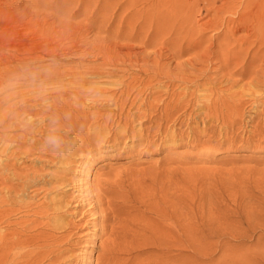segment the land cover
<instances>
[{"label":"rangeland","instance_id":"1","mask_svg":"<svg viewBox=\"0 0 264 264\" xmlns=\"http://www.w3.org/2000/svg\"><path fill=\"white\" fill-rule=\"evenodd\" d=\"M160 2L0 0V77L10 65L25 75L30 67L22 66L21 61H32L46 44L51 48L52 41L59 53L66 52L60 57L62 65L71 63L67 61L70 57L80 58V64L91 62L89 45L95 47L99 42H103L107 58L133 59L136 54L138 59L146 58L145 64L140 61L134 67L106 66L114 75L125 74L128 81L132 75L137 79L133 93L126 89L119 97L122 109L86 102L81 115L67 116L64 107L59 108L65 106L64 96H59L58 106L52 99L62 89L52 88L49 82L28 81L20 75L0 86V99L6 97L0 103V121L8 120L0 123V264H264V96L256 99L259 115L248 121V111L252 113L254 108H250L248 98L252 96L242 84L251 80V74L240 79L228 71V65L236 64L230 60L224 66L221 53L220 58L210 60L198 56L204 51L202 45H213L223 37L217 39L220 29L207 26L209 18L213 19L212 10L202 8L192 15L197 18L193 24L197 32L188 29L190 34L184 38L199 43L198 47L194 43L191 50L180 49L182 55H173L169 28L178 27L174 11L184 7L175 9L170 0L163 6ZM168 5L173 6L169 16L157 20L158 10L163 12ZM159 22L169 24L162 28ZM237 32L240 36L229 37L231 46L240 45L247 33ZM215 47L212 51L219 52ZM69 48L78 53L70 55ZM137 58L130 60L132 65ZM154 58H160L161 68L156 67L157 62L153 64ZM191 58L194 66H187L191 82L202 84L211 79L214 91H229L232 85L222 81L221 74L240 79L229 95L232 100L248 101L243 122L231 123L230 110L223 107L225 112L219 117L225 116L227 121L207 119L199 112L201 108L194 103L204 94L192 83L182 84L177 74L182 68L177 61ZM49 59L39 58L35 64ZM110 87L119 89L117 92L122 88L118 84ZM233 89L240 96H234ZM28 109L37 113L30 117ZM103 110L108 118L92 117L94 111ZM82 112L90 115L88 121H81ZM53 119L62 140L58 150L45 143ZM154 231L158 232L156 239ZM165 251L170 252L169 257Z\"/></svg>","mask_w":264,"mask_h":264},{"label":"bare ground","instance_id":"2","mask_svg":"<svg viewBox=\"0 0 264 264\" xmlns=\"http://www.w3.org/2000/svg\"><path fill=\"white\" fill-rule=\"evenodd\" d=\"M158 1V0H157ZM169 1V0H168ZM170 1H173L174 3V8L175 6H181V7H184L183 10L181 11H174V20L177 24L178 27H174L173 25H170V26H173L174 27V31L172 29L169 28V31H171V33H173V40L171 41L173 44H171V46L173 45V55H178L180 49H182V51H184L183 49L186 48H190L195 42H192L194 40H187V38L185 39L184 37H186L187 35L189 36V30H194V25H195V19L194 17H192L193 13L194 15H196L197 11L200 12V9H204V11H210L212 10L213 11V16H211L213 19L209 18V28L215 26L217 27L218 29H220V32L217 34L216 38L218 39L220 35H222L223 37L218 39V42L215 43V42H212L213 45H209L207 44V46H201L202 48H204V51L203 49H201L200 52L201 54L198 55V56H201L202 58H204L205 60H210V58L213 56L215 58H220V53L222 54L223 58H224V63L223 65L225 66L226 63H229L230 60L231 62H235V66L230 68L229 65H228V71L232 72V73H235L236 75L240 76L239 78L242 79L247 73L251 74L250 76H247L248 79L250 77V81L246 82V83H243L242 84V87L245 88L246 90H248V93L249 95L251 94L252 97H249V106L250 108H254V110L251 111L249 110L248 112V116L249 119H247L248 121H254L252 120L254 117L257 116V114L259 113L257 110V107L259 105V103L257 104L256 103V99L258 98V96H264V0H170ZM118 2V1H117ZM135 2V1H134ZM166 2L167 0H161L160 2V5L163 6V5H166ZM159 3V2H158ZM168 3V2H167ZM120 5V4H119ZM158 5V4H157ZM165 7V6H164ZM167 7V8H166ZM166 10H164L162 12L161 9L158 10L159 12V16L157 18L160 19L161 16H166V14H168L169 16V13L168 12H171L172 9L170 7L173 8V6L171 5H168L166 6ZM176 9V8H175ZM114 10V9H113ZM196 13V14H195ZM114 14V13H113ZM199 14V13H198ZM194 18V19H193ZM211 19V20H210ZM150 21L153 20V18H150L149 19ZM171 20H169L170 22ZM145 23V22H144ZM161 24V27L164 28V26L167 25L168 22H165V25L164 23L162 24L161 22H159ZM172 23V22H171ZM146 25H151L152 22L150 23H145ZM169 24V23H168ZM174 24V23H173ZM194 24V25H193ZM197 24V23H196ZM205 24V23H204ZM146 25H142L143 27L146 26ZM164 25V26H163ZM175 25V26H176ZM206 25V24H205ZM211 25V27H210ZM140 28V27H139ZM142 28V27H141ZM158 28V27H157ZM184 29L181 30V29ZM214 28V27H213ZM189 29V30H188ZM197 29V28H196ZM215 29V28H214ZM139 30V29H138ZM137 30V31H138ZM198 30V29H197ZM200 30V29H199ZM203 30V29H202ZM202 30H200L201 32H203ZM241 30H245L246 34L244 36H242L243 38L241 39L242 42L240 45H235V46H231L230 45V42H229V37L230 36H240L238 35L239 33L237 31H241ZM181 31L184 33V35H180L181 34ZM196 31V30H195ZM36 32V31H35ZM192 32V31H191ZM197 32V31H196ZM238 34H237V33ZM46 33V32H45ZM236 33V34H235ZM44 34V33H43ZM137 34V33H136ZM193 34V33H192ZM197 34V33H196ZM195 34V35H196ZM204 34V33H203ZM235 34V35H234ZM244 34V33H243ZM119 35V34H118ZM171 35V36H172ZM202 35V34H201ZM192 36V35H190ZM198 36V35H197ZM196 37V36H195ZM194 37V38H195ZM202 37V36H201ZM212 37V36H211ZM210 37V38H211ZM221 37V36H220ZM190 38H193V37H190ZM199 36H198V39L195 38V40H199ZM129 39V38H127ZM212 39V38H211ZM209 39V40H211ZM55 40V39H54ZM148 40V39H147ZM208 40V39H207ZM240 40V38H239ZM50 41V40H49ZM59 41V40H57ZM145 41V40H144ZM187 41L188 42V45L186 44V46L184 47V43H187L185 42ZM200 41V40H199ZM197 41V43L199 42ZM214 41V40H213ZM146 42V41H145ZM179 42V43H178ZM207 42V41H206ZM205 42V44H206ZM235 42V41H234ZM240 42V41H239ZM59 43V42H58ZM85 43V42H84ZM107 43V42H106ZM178 43V46L177 48L175 47V44ZM209 43V42H208ZM211 43V42H210ZM236 43V42H235ZM234 43V44H235ZM49 44V43H48ZM105 44V43H104ZM145 44V43H143ZM199 44V43H198ZM197 44V45H198ZM237 44V43H236ZM246 44V45H244ZM47 45V44H46ZM45 45V46H46ZM51 45L52 47H43L41 50V52H38L37 54H34L33 57H31L32 61H21V64L22 66H28L30 68H28L29 71L26 72L25 75H23V73L18 70V68L15 70V67H13L12 65H10V68H7L5 71L6 73H4L5 75H3L2 77H0V86L6 84L7 80L9 81L10 80H13L15 78H18L19 79V76L20 75H23L25 76V78H28V81L29 79H32V78H35L36 79H40L42 80L43 82H49L52 84V88H58L57 90H60L61 91H58L56 95H54L52 97V99L55 101V104L56 102H58V104H60V98L59 96H64L65 100H63L64 102V105L65 106H61L60 104V107L61 108L60 110H62V107L63 110L65 111V113H67V116L68 114L71 116L72 114L74 115H78L77 112H79V114L81 115V110H82V107L85 105L86 106V102H88V104H91L92 105H97L98 102H100L101 104H104L106 106H110V105H115L117 106L118 105V101H119V97L122 96L124 94V91L126 90L127 93L131 92L133 93L132 89L134 88L133 87V83H134V80H137L134 78V76L132 75L131 79L128 81L127 78H126V75L125 74H120V75H114L112 71L108 70V68H106V66H109V65H112L113 67L114 66H117V65H129V66H136L138 63H140V61L145 64L146 63V58L145 59H138L137 58V55L134 56V58H137V61L135 59V63L132 65V61H130L132 58L130 57V54L128 55L129 58L131 59H124L122 58L123 60H119V58H116V57H112L111 58H107L108 57V54H107V50L104 48L103 46V42H99L97 44H95V47L94 45H89L88 43H86V45H89L90 46V49H91V62L89 63H84V64H80V58L77 60L75 58H69L67 59V61L71 62L69 64H65V65H62L61 64V61L63 60V58H60L61 55H64L63 53H66L65 51H62V52H58V48L57 47V44H55V41H52L51 42ZM128 45V44H127ZM196 45V43L194 44ZM196 45V46H197ZM214 45H217L219 47V52L218 51H212L215 47ZM244 45V46H243ZM15 46V45H14ZM27 46V45H25ZM24 46V47H25ZM216 46V47H217ZM2 47V45H1ZM88 47V46H87ZM193 47V46H192ZM198 47V46H197ZM215 47V49H216ZM218 47L216 50H218ZM3 48V47H2ZM71 48V47H70ZM68 49L66 50L67 53H70V55L72 54H77L78 51H75V50H72V49ZM213 48V49H212ZM1 49V48H0ZM6 49V48H5ZM31 49V47H30ZM86 49V48H85ZM92 49H95V52L94 50ZM194 49V48H192ZM11 50V49H9ZM14 50V49H13ZM45 50V51H44ZM191 50V48H190ZM197 50V49H196ZM16 51V50H15ZM30 50H28L29 52ZM60 51V50H59ZM109 51V50H108ZM181 51V52H182ZM181 52L179 54H181ZM34 53V52H33ZM81 53V52H80ZM89 53V52H88ZM110 53V52H109ZM130 53V52H129ZM132 53V52H131ZM135 53V51L133 52ZM138 53V52H137ZM171 53V52H170ZM187 53H189L187 51ZM216 53V54H214ZM218 53V54H217ZM1 54V52H0ZM7 54V53H5ZM14 54V53H13ZM19 54V53H18ZM23 54V53H22ZM82 54V53H81ZM161 54V53H160ZM184 54V53H183ZM212 54V55H211ZM21 55V54H20ZM33 55V54H32ZM163 55V54H162ZM182 55V54H181ZM2 56V55H1ZM6 56V55H5ZM147 56V55H146ZM160 56V55H159ZM172 56V54H171ZM180 56V55H179ZM12 57H16L15 56H12ZM25 57H30V56H25ZM25 57H22V58H25ZM173 57V56H172ZM201 57H197L196 58H199L201 59ZM2 58V57H1ZM11 58V57H10ZM9 58V59H10ZM21 58V59H22ZM39 58H51L49 59L50 61L44 63V64H41V65H37L35 63H38V59ZM83 58V57H82ZM81 58V60H82ZM133 58V59H134ZM175 58V57H173ZM178 58V57H177ZM195 58V56L193 57V59ZM250 58V59H249ZM132 59V60H133ZM155 60H153V64L155 62L156 63V67L157 68H161V66H159V59L160 58H154ZM192 58L191 59H186L185 61H182V63H176L177 66H179L181 68V65H182V68L179 72H177L178 76L180 77L179 80L180 82H182V84H186V86H188L190 83H192L194 86H195V89L196 90H200L199 92H201V94H204V98H201V99H198L196 97V100L198 102L194 103L198 108H201L199 110V112H201L202 114H204L207 118V116L209 117H216L217 118H220L219 117V114H221L223 112V110L226 108L227 110H230V112H228V118L230 119L231 123L235 124L237 122L241 123L243 122L244 119H242L243 115H244V105H246V102L248 101H244L243 99H239L236 101V100H232L231 98V95H229V92H231V88H233V86L236 85L237 87V83L240 82L237 78V76L235 78L237 79H232L230 80L232 77H229L228 75H225V76H222L224 74H221V77L219 78H223L220 79L222 81H226V82H229L232 86L230 88L229 91H223V90H219V91H214V86H215V83L210 80L208 81H205L204 83L202 84H199L197 82H191L189 79H188V73H187V66H190V64L193 65V63L190 61V60H193ZM196 60V59H195ZM194 60V61H195ZM213 60V59H211ZM9 61V60H8ZM7 61V62H8ZM193 61V62H194ZM29 62V63H27ZM40 62V61H39ZM161 62V61H160ZM176 62V60H175ZM201 63V61H198ZM202 62H204L202 60ZM222 62V61H221ZM221 62L219 64H221ZM18 63V62H17ZM66 63V62H65ZM137 63V64H136ZM197 63V61H196ZM212 63V62H211ZM175 64V63H174ZM206 64V63H205ZM208 64V63H207ZM231 64V63H230ZM234 64V63H233ZM199 66V63L196 64ZM211 65V64H210ZM227 65V64H226ZM256 65V66H254ZM32 66V67H31ZM138 66V65H137ZM144 66V65H143ZM208 66V65H207ZM252 66H254L252 68ZM13 67V68H12ZM18 67V66H17ZM21 67V66H20ZM142 67V66H141ZM139 68L137 70H140L142 68ZM201 67V65H200ZM219 67V66H218ZM221 67V66H220ZM111 68V67H110ZM119 68V67H118ZM117 68V69H118ZM138 68V67H137ZM145 68V67H144ZM151 68V67H150ZM156 68V69H157ZM163 68V67H162ZM223 69V67H221ZM155 69V67L153 68ZM220 69V68H219ZM18 70V71H17ZM27 70V69H26ZM129 70V69H128ZM146 71V74H147V70L146 68L144 69ZM177 70V69H176ZM179 70V69H178ZM177 70V71H178ZM192 70H193V67H192ZM225 70V69H223ZM114 71V70H113ZM141 71V70H140ZM143 71V70H142ZM167 71V70H166ZM190 71V70H189ZM218 71V70H217ZM226 71V70H225ZM129 72V71H128ZM25 73V72H24ZM133 73V72H132ZM141 73V72H140ZM161 73H164V74H167V72H164V71H161ZM171 73V71H170ZM200 73H201V70H200ZM204 73V72H202ZM227 73V72H225ZM143 74V73H142ZM159 74V73H158ZM169 74V73H168ZM167 74V75H168ZM139 75V74H138ZM144 75V74H143ZM22 76V77H23ZM130 76V75H129ZM128 76V77H129ZM145 76V75H144ZM170 76V75H169ZM177 76V77H178ZM220 76V75H219ZM111 77H114V79H111ZM139 77V76H138ZM151 77V76H150ZM166 77V76H165ZM12 78V79H11ZM137 78V77H136ZM145 78V77H144ZM176 78V76H175ZM174 78V79H175ZM191 78V76H190ZM194 78V76L192 77V79ZM215 78V77H214ZM218 78V77H217ZM215 78V79H217ZM141 78H139L138 80H140ZM154 79V78H153ZM173 79V80H174ZM177 79V78H176ZM206 79V78H205ZM203 79V80H205ZM214 79V80H215ZM143 80V79H142ZM145 80V79H144ZM157 80V78H156ZM172 80V81H173ZM220 80H216L217 82H220ZM244 80V79H243ZM242 80V81H243ZM169 81V80H167ZM221 81V82H222ZM164 82V80H163ZM178 82V83H180ZM216 82V83H217ZM220 82V83H221ZM138 83V82H137ZM140 83V82H139ZM177 83V82H176ZM91 84H96L98 85L97 88H90V85ZM118 84L121 88V90L119 92H117L119 89H117V91H115L114 87H110L111 85H116ZM148 84V83H146ZM169 84V82H168ZM10 85H12L10 83ZM108 85V86H107ZM141 85V84H140ZM161 85V84H160ZM171 85V84H170ZM178 85V84H177ZM181 85V84H180ZM227 84H225L226 86ZM229 85V84H228ZM139 86V85H138ZM162 86V85H161ZM166 86V85H165ZM223 86V84H222ZM6 87V86H5ZM10 87V86H9ZM119 87V88H120ZM192 87V86H191ZM216 87V86H215ZM219 87V86H217ZM221 87V86H220ZM239 87V86H238ZM115 88H118V86H116ZM226 88H228V86H226ZM242 88V89H243ZM44 89H49V88H45ZM135 89V88H134ZM133 89V90H134ZM140 91V88L138 89ZM136 90V91H138ZM145 90V89H144ZM151 90V89H150ZM218 90V88H217ZM234 90V89H233ZM238 90V89H237ZM125 91V92H126ZM135 91V92H136ZM138 91V92H139ZM235 91V95L234 96H237L239 95L240 93V88H239V92L234 90ZM54 92V91H53ZM134 92V93H135ZM137 92V93H138ZM242 92V91H241ZM245 92V91H244ZM243 92V93H244ZM247 92V91H246ZM257 92V95L255 96V94L253 95V93ZM50 93V92H49ZM55 93V92H54ZM145 93V92H143ZM148 93V92H147ZM8 94V93H7ZM130 94V93H129ZM128 94V95H129ZM140 94V93H139ZM180 94V93H179ZM188 94V93H187ZM246 94V93H245ZM136 95V94H135ZM143 95V94H142ZM141 95V97H142ZM181 95H183L181 93ZM242 95V94H241ZM248 95V94H247ZM94 96V97H93ZM138 96V95H137ZM136 96V98H137ZM180 96V95H179ZM189 96V95H188ZM191 96V94H190ZM240 96V95H239ZM238 96V97H239ZM140 97V98H141ZM6 97H2L0 99V103L5 100ZM46 98V97H45ZM134 98V97H133ZM139 98V97H138ZM178 98V97H177ZM193 98V99H194ZM241 98V97H240ZM48 99V98H47ZM122 99V98H121ZM156 99V98H155ZM189 99V98H188ZM191 99V98H190ZM203 99V100H202ZM236 99V98H235ZM49 100V99H48ZM135 100V99H134ZM176 100V99H175ZM195 100V99H194ZM247 100V99H246ZM127 101V100H125ZM140 101V100H139ZM147 101V100H146ZM159 101V100H158ZM178 101V100H176ZM133 102V101H132ZM164 102V101H163ZM51 103V102H50ZM173 103V102H172ZM190 103V102H189ZM262 104V102H260ZM137 104V103H136ZM156 104V103H155ZM165 104V102H164ZM176 104V103H175ZM179 104V102H178ZM177 104V105H178ZM257 104V105H256ZM260 104V105H261ZM99 105V104H98ZM120 105V104H119ZM118 105V107H120ZM125 105V104H124ZM139 105V104H138ZM146 105V104H145ZM167 105V104H166ZM56 106H58L56 104ZM115 106L112 108L114 109ZM132 106V105H131ZM175 106V105H174ZM188 106H191L188 104ZM187 106V107H188ZM194 106V105H192ZM195 106V107H196ZM95 107V106H94ZM166 108V106H164ZM222 107L224 109H222ZM123 108V105L121 106V109ZM191 108V107H190ZM193 108V107H192ZM246 108V107H245ZM58 109V108H57ZM116 109V108H115ZM114 109V110H115ZM120 109V108H119ZM120 109V110H121ZM143 109V108H142ZM145 109V108H144ZM156 109V108H155ZM170 109V107H169ZM29 110V109H28ZM34 110V109H33ZM149 110V109H148ZM160 110V109H159ZM166 110H168V106L166 108ZM197 111V109H195ZM169 111V110H168ZM37 113L32 110H29V115H31L32 113ZM140 112V111H139ZM166 112V111H165ZM163 112V113H165ZM191 111H189L190 113ZM198 112V113H199ZM225 112V110H224ZM227 112V111H226ZM63 113V112H62ZM92 113V112H91ZM119 113V112H118ZM171 112H169L170 114ZM197 113V112H196ZM197 113V114H198ZM64 114V113H63ZM82 114H85L82 112ZM93 116L94 115L96 116V120H97V117L99 118L100 117H103V115L105 116L106 115V118H108V115L104 114V110L103 111H94L93 113ZM112 114V113H111ZM160 114V113H159ZM166 114V113H165ZM196 114V115H197ZM201 114V115H202ZM224 114V113H223ZM227 114V113H225ZM224 114V115H225ZM262 114H264V112H262ZM34 114H32L30 117H32ZM79 115V116H80ZM150 115V114H149ZM168 115V113L166 114ZM165 115V116H166ZM193 115V114H192ZM200 115V114H199ZM200 115V116H201ZM247 115V114H246ZM259 115V114H258ZM83 116V117H82ZM80 116L79 118L81 119V121L84 119L86 121L89 120V117L90 115L85 114ZM164 116V117H165ZM190 116V114L188 115ZM203 116V115H202ZM223 116V115H222ZM66 117V116H65ZM78 117V116H77ZM116 117V116H115ZM168 117V116H167ZM199 117V116H198ZM225 117V116H224ZM224 117H221V119H223ZM227 117V115H226ZM5 118V117H4ZM75 118V117H74ZM104 118V117H103ZM105 118V119H106ZM131 118V117H130ZM169 118V117H168ZM201 119V117H199ZM203 118V117H202ZM227 118V119H228ZM7 120V118H5ZM5 119L1 120L0 123H4ZM15 119V118H14ZM58 119V118H57ZM127 119V118H126ZM145 119V117H144ZM172 118H170V121H171ZM209 119V118H207ZM215 119V118H214ZM10 120V119H9ZM71 120V119H70ZM73 120V119H72ZM177 120V119H176ZM206 120V119H205ZM223 120H226L225 118ZM8 121V120H7ZM76 121V120H75ZM149 121V120H148ZM169 121V122H170ZM202 121V119H201ZM204 121V119H203ZM208 121V120H207ZM227 121V120H226ZM10 122V121H9ZM100 122V121H99ZM200 122V121H199ZM229 122V120H228ZM7 123V122H6ZM71 123V122H70ZM73 123V122H72ZM82 123V122H80ZM108 123V122H107ZM118 123V122H117ZM156 123V122H155ZM202 123V122H201ZM209 123V122H208ZM222 123H225L222 122ZM230 123V125H231ZM75 124V123H74ZM89 124V123H88ZM94 124L98 125L97 122H94ZM104 124V123H103ZM204 124V122H203ZM238 124V123H237ZM106 125V123L104 124ZM130 125V124H129ZM224 125V124H223ZM226 125L227 122H226ZM22 126V125H21ZM92 126V125H91ZM99 127L101 126L100 124L98 125ZM18 127V126H17ZM80 127V126H79ZM191 127V126H190ZM230 126H228L229 128ZM233 127V126H232ZM130 128V127H129ZM212 128V127H211ZM104 129V127H103ZM239 129V128H238ZM41 130V129H40ZM99 130V129H98ZM124 130V129H123ZM131 130V129H130ZM40 132V131H39ZM42 132V131H41ZM118 133V132H117ZM203 133V132H202ZM221 133V132H220ZM132 134V133H131ZM117 136V135H116ZM132 136V135H131ZM97 138V137H96ZM117 138V137H116ZM233 139V138H232ZM255 140V139H254ZM31 141V140H30ZM117 173V172H116ZM118 174V173H117ZM108 183V182H107ZM117 184V183H116ZM168 185V184H167ZM122 186V185H121ZM20 190V189H19ZM109 191V189H108ZM170 192V191H169ZM130 193V192H129ZM150 193V192H149ZM10 194V193H9ZM122 194V193H121ZM19 195V194H18ZM110 195V194H109ZM120 195V194H119ZM124 195V194H122ZM116 196V195H115ZM125 197V196H124ZM114 198V197H113ZM23 199V198H22ZM103 199V198H102ZM112 199V197H111ZM116 199H114L115 201ZM122 200L124 201V198L122 197ZM121 200V201H122ZM113 201V200H112ZM118 201V200H116ZM107 202V201H106ZM126 202V201H125ZM122 204V203H121ZM129 205V204H128ZM132 206V205H131ZM132 208V207H131ZM172 209V208H171ZM130 211V210H129ZM131 213V212H130ZM166 213V212H165ZM118 217V216H117ZM125 217V216H123ZM166 217V216H165ZM125 219V218H124ZM116 221V220H115ZM173 223V222H172ZM170 224V223H169ZM135 225V224H134ZM145 225V224H143ZM167 225V224H166ZM141 226V225H140ZM147 227V226H146ZM170 227V226H169ZM147 229V228H146ZM172 230V228H171ZM137 231V230H136ZM139 231V230H138ZM155 232V239L157 237V234H156V231ZM114 233V232H113ZM140 233V232H139ZM138 233V234H139ZM137 234V233H136ZM160 234V232H159ZM165 234V233H164ZM162 233V235H164ZM159 236V235H158ZM159 238V237H158ZM153 239V240H155ZM171 238H169L168 240H170ZM136 241V240H135ZM156 241V240H155ZM166 241V240H165ZM157 242V241H156ZM160 242V241H159ZM168 242H171V241H168ZM157 244V243H156ZM25 245V244H24ZM1 247V246H0ZM142 247V246H141ZM168 250L170 249V246L166 247ZM111 250V249H110ZM113 251V249H112ZM117 251V250H115ZM114 252V251H113ZM116 253V252H114ZM113 253V254H114ZM165 253L167 254V256L169 257L170 255V252L168 251H165ZM119 254V253H117ZM155 254V253H154ZM112 256V255H111ZM116 256V255H115ZM114 257V256H113ZM117 257V260H118V257L119 256H116ZM167 257V258H168ZM171 257V256H170ZM120 258V257H119ZM115 259V258H114ZM113 260V259H112ZM169 260V259H168ZM83 261V260H82ZM121 262V261H120ZM141 262V261H140ZM83 264V263H82ZM158 264V263H157ZM164 264H171L169 261H166V263Z\"/></svg>","mask_w":264,"mask_h":264},{"label":"clouds","instance_id":"3","mask_svg":"<svg viewBox=\"0 0 264 264\" xmlns=\"http://www.w3.org/2000/svg\"><path fill=\"white\" fill-rule=\"evenodd\" d=\"M56 124L57 121L53 119L51 121V128L49 134L46 136L45 140V143L54 150H58L62 144V140L57 134Z\"/></svg>","mask_w":264,"mask_h":264}]
</instances>
